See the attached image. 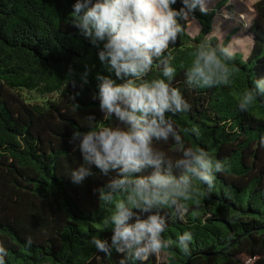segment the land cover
Here are the masks:
<instances>
[{"label": "trees", "instance_id": "trees-1", "mask_svg": "<svg viewBox=\"0 0 264 264\" xmlns=\"http://www.w3.org/2000/svg\"><path fill=\"white\" fill-rule=\"evenodd\" d=\"M75 2L0 0V243L8 252L6 264H121L123 259L115 251L110 256L98 252L91 243L94 236L111 241L104 221L113 209L99 201L98 190L115 173L105 176L92 165L83 183L71 179L72 170L84 163L74 131H88L89 116L97 128L117 123L104 117L94 98L97 74L116 79L115 74L73 26ZM252 6L247 27L252 48L246 60L234 54L227 86L199 88L185 82L196 46L221 44L210 34L214 9L197 8L187 20L180 19L184 30L163 54L177 70L173 85L191 105L188 112L169 114L184 146L205 148L225 162V170L217 173L211 191L194 182L183 201V219L169 218L162 233L168 244L161 249L165 258L154 254L136 264H264V96L247 112L237 107L264 78V0ZM171 7L179 11L182 0ZM192 18L199 25L194 35L187 30ZM157 64L145 79L163 78ZM194 127L199 137L191 132ZM156 147L179 158V146L171 139ZM186 231L192 234L187 253L177 245Z\"/></svg>", "mask_w": 264, "mask_h": 264}, {"label": "clouds", "instance_id": "clouds-1", "mask_svg": "<svg viewBox=\"0 0 264 264\" xmlns=\"http://www.w3.org/2000/svg\"><path fill=\"white\" fill-rule=\"evenodd\" d=\"M76 0L71 15L73 26L97 47L99 61L116 79L97 74L99 108L104 117H114L115 126L97 128L89 116L88 131H74L83 161L72 170L73 183L81 184L92 174L91 167L111 176L99 191V201L111 206L104 221L111 229V241L93 237L98 252L121 254V264L144 262L168 247L163 239L169 218L183 219L194 182L211 191L217 173L225 162L200 146H184V140L170 118L191 110L181 90L173 85L177 70L171 59L163 56L184 30L179 22L199 8L206 12V0ZM234 51L229 44L213 46L203 41L196 46L185 72L189 87L212 88L230 83ZM163 78L145 79L154 62ZM87 73L83 83H87ZM117 80L121 82H117ZM237 107L247 112L253 102L264 96V78L254 82ZM78 108L79 105L75 104ZM187 131V130H186ZM191 132L199 137V129ZM173 140L179 158L172 159L156 147L157 142ZM264 145V137L261 138ZM119 197V199H117ZM169 209V212H165ZM190 232L177 238V245L188 252ZM29 238L26 247H31ZM7 249L0 243V264H6Z\"/></svg>", "mask_w": 264, "mask_h": 264}, {"label": "rangeland", "instance_id": "rangeland-1", "mask_svg": "<svg viewBox=\"0 0 264 264\" xmlns=\"http://www.w3.org/2000/svg\"><path fill=\"white\" fill-rule=\"evenodd\" d=\"M221 1V0H219ZM216 0H206L207 11L214 9L215 15L212 19L211 36L215 37L221 44H229L234 54L246 60L252 48V38L245 32L254 13L252 4L254 0H228L220 8L216 9ZM238 27V29H235ZM199 28L198 22L191 19L188 23V33L194 35ZM264 53V49L262 50ZM160 260L165 258V253L159 252Z\"/></svg>", "mask_w": 264, "mask_h": 264}, {"label": "crops", "instance_id": "crops-1", "mask_svg": "<svg viewBox=\"0 0 264 264\" xmlns=\"http://www.w3.org/2000/svg\"><path fill=\"white\" fill-rule=\"evenodd\" d=\"M216 1H219V0H216ZM228 1V0H227ZM256 0H254V2H255ZM227 3V2H226ZM253 16H254V13H253V15H252V18H253ZM252 18H251V20H252ZM250 20V21H251ZM235 29H238V27H235ZM245 32H247V28L245 29ZM248 33V32H247ZM249 34V33H248Z\"/></svg>", "mask_w": 264, "mask_h": 264}]
</instances>
